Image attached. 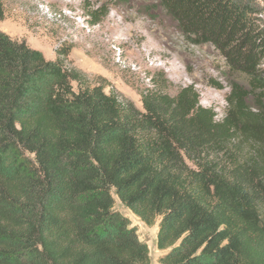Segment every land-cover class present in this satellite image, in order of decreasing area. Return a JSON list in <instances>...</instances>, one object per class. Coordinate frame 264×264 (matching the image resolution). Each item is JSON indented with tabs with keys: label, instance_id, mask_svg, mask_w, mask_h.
<instances>
[{
	"label": "trees",
	"instance_id": "16d2710c",
	"mask_svg": "<svg viewBox=\"0 0 264 264\" xmlns=\"http://www.w3.org/2000/svg\"><path fill=\"white\" fill-rule=\"evenodd\" d=\"M156 1L251 88L233 83L218 119L194 85L171 94L158 75L139 109L69 67L72 47L51 60L0 30V264H151L117 199L147 225L161 218L158 264H264L257 3Z\"/></svg>",
	"mask_w": 264,
	"mask_h": 264
},
{
	"label": "rangeland",
	"instance_id": "374dc122",
	"mask_svg": "<svg viewBox=\"0 0 264 264\" xmlns=\"http://www.w3.org/2000/svg\"><path fill=\"white\" fill-rule=\"evenodd\" d=\"M5 17L0 30L55 60L62 45L72 47L69 67L84 72L90 85L101 84L142 109L140 93L164 76L166 91L174 94L194 85L201 104L221 119L233 83L250 89V77L230 66L224 54L210 44H193L156 0H0ZM264 24V0H255ZM256 8V7H255ZM102 10V14L93 13ZM256 70L264 75V61ZM77 88V83L74 82ZM264 109V87L255 90ZM256 96H250L253 111ZM116 209L129 217L141 241L150 250L151 264L165 253L157 247L161 218L147 225L117 199Z\"/></svg>",
	"mask_w": 264,
	"mask_h": 264
}]
</instances>
